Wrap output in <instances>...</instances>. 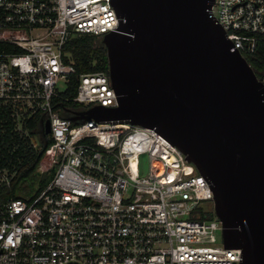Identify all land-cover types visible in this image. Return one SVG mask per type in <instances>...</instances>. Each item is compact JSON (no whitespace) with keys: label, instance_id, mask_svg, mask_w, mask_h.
<instances>
[{"label":"built area","instance_id":"2783aa9c","mask_svg":"<svg viewBox=\"0 0 264 264\" xmlns=\"http://www.w3.org/2000/svg\"><path fill=\"white\" fill-rule=\"evenodd\" d=\"M212 13L243 57L255 52L264 0H215ZM118 27L110 0H0V264H240L176 145L130 122L67 119L118 101L104 70L64 97L77 72L63 47ZM17 180L34 184L3 196Z\"/></svg>","mask_w":264,"mask_h":264},{"label":"water","instance_id":"95a60500","mask_svg":"<svg viewBox=\"0 0 264 264\" xmlns=\"http://www.w3.org/2000/svg\"><path fill=\"white\" fill-rule=\"evenodd\" d=\"M214 2L110 0L119 27L103 43L118 106L67 119L130 122L176 145L213 190L225 248L264 264V84Z\"/></svg>","mask_w":264,"mask_h":264},{"label":"trees","instance_id":"16d2710c","mask_svg":"<svg viewBox=\"0 0 264 264\" xmlns=\"http://www.w3.org/2000/svg\"><path fill=\"white\" fill-rule=\"evenodd\" d=\"M96 36L81 35L74 36L63 47V59L66 63H71L76 69V75L72 77V83L63 94L64 97H74L77 91L78 76L84 72H94L98 70H104L109 74V65L107 59V50L105 45L95 44ZM248 63L251 65L257 76L264 75V37H261L255 52L247 57ZM58 100V99H57ZM56 100V101H57ZM71 107H79V105L73 102L65 103ZM34 124V122H33ZM34 168V166H31ZM26 170L22 172V176L26 175ZM27 183L30 187L34 182L20 181L14 182L13 186L2 190L3 196H15V192L18 188L23 190L22 185ZM47 181H42L41 184L44 187ZM26 187L24 191H26ZM3 198V197H2ZM213 214H210L212 217Z\"/></svg>","mask_w":264,"mask_h":264},{"label":"rangeland","instance_id":"374dc122","mask_svg":"<svg viewBox=\"0 0 264 264\" xmlns=\"http://www.w3.org/2000/svg\"><path fill=\"white\" fill-rule=\"evenodd\" d=\"M95 44L96 45H103L104 43H103V37H96V40H95ZM64 116H66L65 114H63ZM141 159H142V163H143V169H144V171H146V169H147V166H148V158H147V156L146 155H143L142 157H141ZM31 187H32V185H31ZM21 190L20 189H18L17 190V192H20ZM32 194V192H30V193H28V195L27 196H30Z\"/></svg>","mask_w":264,"mask_h":264}]
</instances>
